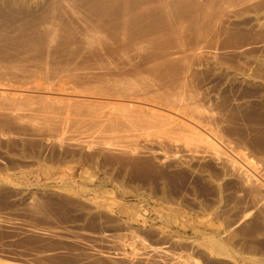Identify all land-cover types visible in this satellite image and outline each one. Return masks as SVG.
Returning <instances> with one entry per match:
<instances>
[{"label":"rangeland","instance_id":"374dc122","mask_svg":"<svg viewBox=\"0 0 264 264\" xmlns=\"http://www.w3.org/2000/svg\"><path fill=\"white\" fill-rule=\"evenodd\" d=\"M86 1L0 0V87L28 91L0 103V264H264V0L174 3L101 36ZM181 80L182 104L150 95ZM76 107L158 126L78 131Z\"/></svg>","mask_w":264,"mask_h":264},{"label":"bare ground","instance_id":"6f19581e","mask_svg":"<svg viewBox=\"0 0 264 264\" xmlns=\"http://www.w3.org/2000/svg\"><path fill=\"white\" fill-rule=\"evenodd\" d=\"M93 2H89L87 0L85 4H89L94 10H97L101 13V16L108 18V23L105 28H97L95 26H91V34L94 36H101L106 32L112 33V30L120 29L123 32H127L128 28L132 25L138 23H146L149 19L154 16H159L163 14V10L166 6H171L174 3L183 4L186 2H190L191 0H92ZM113 38V37H112ZM155 38L142 39L131 44L125 43L121 47V51L127 52L130 49L139 50L143 48V46L147 43H151ZM88 40V39H87ZM89 42V41H88ZM109 55H113L116 53L117 48L112 47L111 45L106 47ZM64 72V70H63ZM105 80V79H104ZM106 84L110 85L114 91L127 92L132 86L129 80L126 79H106ZM186 85L185 80H181L175 88H158L157 86L151 85L153 89L151 90V94L156 100L157 103H162L164 106L182 104L183 103V95L181 89ZM25 90H21L16 87H0V103L13 105L19 101H22L26 96ZM52 97L61 96L66 98L67 100L79 102L80 97L83 94L79 93H69L65 90L58 89L53 92H46ZM142 94V93H141ZM149 95V93H147ZM145 95V94H144ZM49 96V97H50ZM91 97H87L89 99ZM113 100H117L116 98ZM82 101V100H81ZM150 104L143 102L139 99V95L137 94L131 101H129V105L138 108L139 110L146 109L150 111L151 114L158 118L160 116L159 109H161L158 104ZM168 110V109H167ZM70 111V112H69ZM170 111V110H169ZM69 114L73 115L74 118L71 122L78 123V131H82V129L87 128L88 122H98L99 124L105 126L107 125L109 128H114L116 125H119L118 119L124 120L130 128H135L137 130H144V133H152L158 126L157 122L145 121L144 123H135L136 120H142L143 116L134 115L131 112H123L121 116H118L117 113L113 111H104V110H96V109H83L74 108L67 109ZM135 120V121H134ZM120 122V121H119ZM184 125L185 123L182 122ZM123 124V123H122ZM169 124H175L174 121L169 120ZM85 132V131H84ZM83 133L84 136V144L89 145L91 142L89 141L90 133ZM86 135V136H85ZM105 143V144H104ZM103 144L106 146H117L121 148H130L129 150H135L136 147L131 145H125L119 142H113L111 140H104ZM250 168V166H248ZM245 169V168H243ZM251 169V168H250ZM243 174L246 178H249V175L252 173L249 170H242ZM254 171V170H253ZM261 185L264 187V178H262Z\"/></svg>","mask_w":264,"mask_h":264},{"label":"built area","instance_id":"2783aa9c","mask_svg":"<svg viewBox=\"0 0 264 264\" xmlns=\"http://www.w3.org/2000/svg\"><path fill=\"white\" fill-rule=\"evenodd\" d=\"M253 184L255 185V184H256V182H254V181H253Z\"/></svg>","mask_w":264,"mask_h":264}]
</instances>
